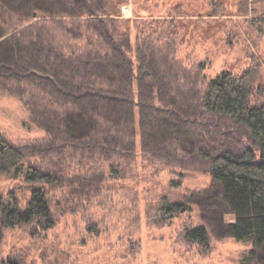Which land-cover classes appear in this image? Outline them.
Instances as JSON below:
<instances>
[{
  "label": "trees",
  "instance_id": "trees-1",
  "mask_svg": "<svg viewBox=\"0 0 264 264\" xmlns=\"http://www.w3.org/2000/svg\"><path fill=\"white\" fill-rule=\"evenodd\" d=\"M123 2L0 0V84L27 96L46 139L65 142L89 160L75 174L79 193L94 188V179L116 182L139 157L160 167H206L210 186L180 200L164 197L158 213L177 218L195 208L200 223L184 228L186 242L209 250L212 238H231L251 245L243 264H264V99L254 100L264 98L261 63L206 81L178 59L176 32L122 17ZM240 7L248 13L247 0ZM163 33L170 37L166 48ZM218 121L235 130L227 131L229 142L245 130L250 144L233 147L225 135L216 139ZM24 154L0 133V175L15 178L24 171L27 182L43 185L25 207L5 205L1 221L46 229L56 219L47 186L60 180L38 165L25 168ZM59 258L45 253L44 264H77ZM1 264L27 263L24 255H10Z\"/></svg>",
  "mask_w": 264,
  "mask_h": 264
},
{
  "label": "rangeland",
  "instance_id": "rangeland-1",
  "mask_svg": "<svg viewBox=\"0 0 264 264\" xmlns=\"http://www.w3.org/2000/svg\"><path fill=\"white\" fill-rule=\"evenodd\" d=\"M243 1L125 0L119 9L122 17L158 22L164 26L161 30L176 32L178 59L187 70H200L202 79L216 78L228 69L239 72L258 61L262 66L258 83L264 86V0H247V14L241 11ZM36 17L27 22L38 20ZM54 29L60 41L66 37ZM135 36L136 32L133 41ZM169 38L163 33L164 48ZM24 96L0 84V133L24 151L25 168L38 165L56 173L59 183L47 186L56 219L46 229L37 222L3 225V207L15 201L25 207L32 190L43 185L27 182L24 171L15 178L0 175V264L10 255H24L27 264H44L45 253L52 259L59 254L61 262L76 260L77 264H243L242 255L250 244L212 238L211 248L205 250L183 239L185 227L200 223L195 208L177 218L157 211L164 197L180 200L190 191L210 186L212 177L206 167H160L139 157L121 179H94V188L79 193L81 189L74 188L79 180L75 174L82 172L78 165L89 160L65 142L46 139L45 129L32 120ZM263 99L259 95L254 100ZM216 127L222 131L216 139L225 135L223 140L233 142V147L250 144L245 130L229 142L233 136L227 131L234 132L233 127L224 121H218ZM201 138L206 139L200 134ZM83 174L89 172L83 170Z\"/></svg>",
  "mask_w": 264,
  "mask_h": 264
},
{
  "label": "water",
  "instance_id": "water-1",
  "mask_svg": "<svg viewBox=\"0 0 264 264\" xmlns=\"http://www.w3.org/2000/svg\"><path fill=\"white\" fill-rule=\"evenodd\" d=\"M37 15V13H35V16Z\"/></svg>",
  "mask_w": 264,
  "mask_h": 264
}]
</instances>
